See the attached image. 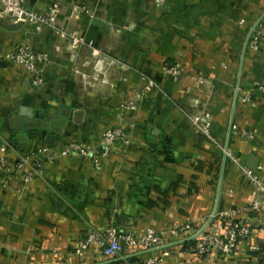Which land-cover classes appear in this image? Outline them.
Returning <instances> with one entry per match:
<instances>
[{
    "label": "crops",
    "instance_id": "0c3cea01",
    "mask_svg": "<svg viewBox=\"0 0 264 264\" xmlns=\"http://www.w3.org/2000/svg\"><path fill=\"white\" fill-rule=\"evenodd\" d=\"M80 1L83 12L68 0H25L39 13L56 2L53 27L0 22L7 169L43 144L53 149L44 174L26 184L1 180L0 171V264H264V204L252 207L258 194L241 168L255 158L250 168L264 180V95L254 92L264 80V0H167L172 14L155 25L141 20V0H111L108 11L102 0ZM131 10L138 18L127 25ZM57 29L78 33L77 57ZM20 46L50 57L41 87L5 61ZM175 63L178 78L162 72ZM190 115L208 117L207 133L199 123L194 130ZM117 123L129 143L113 146L98 168L59 155L64 143H98ZM228 211L235 215H221ZM234 224L248 234L229 252L196 253L200 240ZM108 225L168 240L116 260L94 246L78 249Z\"/></svg>",
    "mask_w": 264,
    "mask_h": 264
},
{
    "label": "built area",
    "instance_id": "2783aa9c",
    "mask_svg": "<svg viewBox=\"0 0 264 264\" xmlns=\"http://www.w3.org/2000/svg\"><path fill=\"white\" fill-rule=\"evenodd\" d=\"M72 4V8L76 12H83L85 7L80 0H68ZM59 6L56 2L50 4L45 13H39L30 10L25 5V0H0V22L4 18H10L13 24H25L29 26H46L53 27L58 13ZM54 35L66 41V46L71 51L70 58L77 57V50L82 46V40L76 31L54 30ZM257 40V38H255ZM90 45V43H88ZM58 52V51H57ZM5 61L18 67V69L29 79L32 88L41 87L45 82V73L50 63V57L41 52H35L26 46H20L5 55ZM176 69V68H175ZM165 74L172 76L179 75L178 70H172L171 67L163 66L161 68ZM153 81L149 80L148 85L152 86ZM254 92L264 95V80L260 82ZM242 101L249 103V96H243ZM129 102L126 109H132L133 105ZM201 124L203 131L207 133L208 117L204 119L195 118L194 122ZM233 129L235 127L233 126ZM241 138L248 139L249 134L241 130L239 131ZM245 139V140H246ZM129 143V135L126 129L117 123L112 127L103 131L98 143H81L68 142L61 146L59 155L66 158H81L91 164L93 168H98L103 160L108 158L111 148L115 145H125ZM52 147L49 144H43L31 154L18 158L12 170L7 169L6 145L0 137V171L2 173L1 180H9L14 178L22 184L30 182L35 177L44 174V166L51 161ZM226 155L231 156L228 151ZM234 163L237 160L232 157ZM241 167V166H240ZM243 175L257 192V198L252 203L254 209L264 204V180L254 175L253 169L242 166ZM225 217H233L234 211L223 212ZM248 234L247 228L234 224L221 236H207L196 244V253L198 255L205 254L210 249L216 252L226 253L234 248L239 236L243 237ZM171 237H179L176 230H171ZM168 240V235L157 232L153 229H146L141 233L135 234L130 230L118 231L112 225L105 226L100 232L91 231L85 239L77 243L78 249H86L90 246L96 247L106 258L116 260L124 253L134 250H149L152 248L162 247ZM166 254L163 253V256ZM161 259L150 258L141 264H160Z\"/></svg>",
    "mask_w": 264,
    "mask_h": 264
},
{
    "label": "rangeland",
    "instance_id": "374dc122",
    "mask_svg": "<svg viewBox=\"0 0 264 264\" xmlns=\"http://www.w3.org/2000/svg\"><path fill=\"white\" fill-rule=\"evenodd\" d=\"M69 2V1H68ZM102 2H104L105 3V9L104 10H109V8H110V6L112 5L110 2H111V0H102ZM141 2H142V8H141V10H142V13H144V14H142V17H141V20H145V22H146V24H156V21L158 22V21H160L163 17H168L169 15H171L172 13H171V11H170V9H169V6H168V2H167V0H141ZM118 2H116L115 4H117ZM111 10V9H110ZM256 14H258V12H256ZM101 16V15H100ZM106 16V15H105ZM140 16V15H139ZM256 17H258V15L256 16ZM138 17H137V14H136V12L135 11H132L131 10V13L130 14H128V17L125 19L126 21H125V23L128 25V24H131L135 19H137ZM255 20V18L254 19H250V23H252L253 21ZM122 30H124V29H121V31ZM125 31V30H124ZM237 30H235V32H236ZM189 33H191V34H194V35H196V34H199V30L198 31H196V29H194V28H192V30H189ZM245 35V33H243V35L241 36V38L243 37ZM256 38H258V37H256ZM252 42H254V43H252L253 44V46H254V44H256L255 42V40H253ZM217 46H219L220 48H224V43L223 42H221V43H219ZM201 51H203L202 49H200ZM191 51V50H190ZM103 60V59H102ZM106 61V60H105ZM122 65H124V64H122L121 63V66ZM165 66V65H164ZM179 64H177V63H175V64H173V65H170L169 67H171V69L172 70H178V74L180 75L181 74V70H182V67L180 66ZM122 67H124V66H122ZM163 67V66H162ZM176 68V69H175ZM181 68V69H180ZM179 75H174V76H172V75H170V74H168V76H170V77H172V78H178L179 77ZM149 82V80H147V83ZM147 87L149 88V87H152V88H155V87H157V84L156 83H154L152 86H150V85H147ZM196 117H191V115H190V117H189V119H190V121L192 120V122L190 123V125H192V127L194 128V130H195V127L198 125L197 124V121L196 122H194V119H195ZM220 146H221V144H220Z\"/></svg>",
    "mask_w": 264,
    "mask_h": 264
},
{
    "label": "water",
    "instance_id": "95a60500",
    "mask_svg": "<svg viewBox=\"0 0 264 264\" xmlns=\"http://www.w3.org/2000/svg\"><path fill=\"white\" fill-rule=\"evenodd\" d=\"M236 102V95H235V98H234V103ZM254 159L255 158H251L250 160H249V162H248V167L250 168V167H253V163L252 162H254ZM222 177H223V168H222V170H221V174H220V182H221V180H222Z\"/></svg>",
    "mask_w": 264,
    "mask_h": 264
},
{
    "label": "trees",
    "instance_id": "16d2710c",
    "mask_svg": "<svg viewBox=\"0 0 264 264\" xmlns=\"http://www.w3.org/2000/svg\"><path fill=\"white\" fill-rule=\"evenodd\" d=\"M190 242L192 243V242H193V240H192V241H189V243H190Z\"/></svg>",
    "mask_w": 264,
    "mask_h": 264
}]
</instances>
